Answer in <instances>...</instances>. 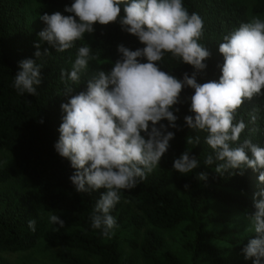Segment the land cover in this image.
<instances>
[{
  "label": "trees",
  "instance_id": "obj_1",
  "mask_svg": "<svg viewBox=\"0 0 264 264\" xmlns=\"http://www.w3.org/2000/svg\"><path fill=\"white\" fill-rule=\"evenodd\" d=\"M39 1L35 10L38 17L64 10L72 2ZM28 5V0H0V155L9 159L0 166V264H21L19 259L40 245L58 252V264H136L134 258L123 255L121 242L147 264H252L242 250L255 238V233L246 231V215L255 212L253 197L259 191V174L247 169L242 175L220 177L204 165L211 152L204 143L206 134L191 131L184 123V117L192 115L189 108L194 90L190 88L182 89L180 103L175 106L179 108L174 113L178 130L168 129L175 137L159 167L135 189L124 190L112 211L118 224L113 238L105 239L91 228L89 217L104 190L77 193L69 180L75 170L54 149L62 122L60 105L71 98L64 96L60 70L70 71L77 49L86 42L77 41L62 54L55 53L47 42L41 43V53L48 49L52 54L36 61L43 64L37 95H17L12 82L20 70L18 65L25 59L35 61L34 44L40 43V31L31 22ZM184 6L202 17L204 30L199 42L210 53L207 68L197 73V83L218 80V65L224 63L218 51L223 36L254 16L264 19V0H184ZM120 15H124L123 6ZM94 29L91 42L86 44L96 59L89 62L81 84L72 85V95L85 91L88 80L98 71L111 70L119 59L118 45L131 50L143 47L136 37L123 32L118 22L96 24ZM161 66L178 79L195 71L170 55ZM252 114L257 115L255 124L249 123ZM236 119L247 125L241 142L247 138L264 147V95L245 101ZM161 123L168 124L166 120ZM197 135L198 145L187 143ZM185 151H191L200 162L186 177L172 169L174 159ZM202 172L207 173V181L198 180ZM49 212L64 221V228L52 231L59 226H49ZM31 219L36 220L35 231L28 228ZM173 231L184 238L182 256L163 236V232ZM10 256H15L16 262L11 263Z\"/></svg>",
  "mask_w": 264,
  "mask_h": 264
},
{
  "label": "clouds",
  "instance_id": "obj_2",
  "mask_svg": "<svg viewBox=\"0 0 264 264\" xmlns=\"http://www.w3.org/2000/svg\"><path fill=\"white\" fill-rule=\"evenodd\" d=\"M64 12L69 15L39 16L45 27L38 34L40 43L34 44L36 60L19 63L12 82L17 95H37L43 64L36 61L52 54L48 49L41 53L43 42L62 54L84 40L85 34L94 33V25L118 22L123 32L143 45L136 50L118 45L119 59L111 70L98 71L88 80L86 90L76 95H72V85L81 84L89 62L96 59L92 48L86 43L79 47L70 71L60 70L64 96L71 98L60 105L62 122L54 149L75 170L69 180L77 193L104 190L89 217L91 228L105 239L113 238L118 224L112 211L124 190L135 189L159 167L175 137L168 130L177 129L174 113L179 108L175 106L182 89L190 88L194 90L192 115L185 116L184 123L189 130L206 134L204 143L211 152L204 165L220 177L242 175L247 169L259 174L255 212L246 215V231L255 233V238L242 254L252 264H264V147L247 138L241 142L247 125L236 119L245 101L264 95V19L254 16L224 35L218 49L224 61L218 65L219 79L198 84L197 73L207 68L210 53L199 42L203 19L196 12L189 13L184 0H72ZM166 55L195 71L191 76L184 73L182 79L162 71ZM164 120L167 125L161 123ZM256 121L257 115L252 114L249 123ZM187 143L198 145L200 137L188 138ZM190 153L185 151L174 159L173 171L186 177L200 166ZM4 163L0 161V166ZM207 179V173L198 175L200 181ZM47 219L50 227L59 226L52 227L53 232L65 226L51 212ZM28 228L36 230L35 219L28 221Z\"/></svg>",
  "mask_w": 264,
  "mask_h": 264
},
{
  "label": "rangeland",
  "instance_id": "obj_3",
  "mask_svg": "<svg viewBox=\"0 0 264 264\" xmlns=\"http://www.w3.org/2000/svg\"><path fill=\"white\" fill-rule=\"evenodd\" d=\"M29 5H28V10L30 11L31 15V22L32 24L39 30H43L45 27V24L39 20V17L35 14V10L39 8L40 6V1L39 0H28ZM55 12H60L62 15H68L67 13L64 12V10H55L49 15L55 13ZM92 40V34H85L84 36V41L86 43H90ZM8 157L4 155H0V161H5L3 165L8 163L7 159ZM163 236L167 240L168 246L174 250L176 253L179 255H183V250L181 248V243L183 241V236L182 234L179 233V231H173V232H163ZM121 250L122 253L125 257H132L135 259L136 264H147L146 261L143 260V258L140 256L138 252L133 251L125 242H121ZM57 251L49 250L48 248L40 245L35 249L33 253L30 255L22 256L20 260L21 264H58L57 260ZM16 257L15 256H10L9 261L11 263L16 262Z\"/></svg>",
  "mask_w": 264,
  "mask_h": 264
}]
</instances>
